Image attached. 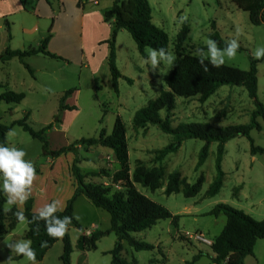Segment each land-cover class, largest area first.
I'll list each match as a JSON object with an SVG mask.
<instances>
[{"label": "rangeland", "instance_id": "rangeland-1", "mask_svg": "<svg viewBox=\"0 0 264 264\" xmlns=\"http://www.w3.org/2000/svg\"><path fill=\"white\" fill-rule=\"evenodd\" d=\"M147 1L153 24L169 37L168 52L174 57L173 64L162 62L153 70L150 64L144 62L151 49L145 48L146 58L143 57L129 34L120 30L116 36V67L132 82L129 84L124 78L118 79L115 92L106 61L109 47L103 42L111 40L113 27L102 20L104 11L111 7L113 0H0V51L6 48L20 51L37 49L50 30L46 50L60 57L53 59L38 54L26 58L33 76L17 58L4 63L0 61V94L12 90L24 95L17 105L0 102V124L9 126L28 113L27 124L34 131L51 125L44 130L43 136L48 150L57 151L80 139L97 138L101 129L109 134L116 117H119L126 127L131 175L138 162L142 170L153 175L163 169L159 189L150 191L135 184L136 189L179 216L177 228L169 220H161L148 230L131 234L137 241L155 247L159 245L164 257H161V249L157 252L156 248L134 252L127 242H124L123 257L128 261L134 259L136 264H150L151 260L153 264H184L200 252L203 257L195 264H212L210 247L191 238L192 234L200 233L212 241L221 232L225 216L215 218L208 215L219 203L237 205L241 199L247 213L240 211L257 221L264 219L263 156L250 154V142L246 137L238 136L228 141L221 162L223 185L215 197L209 198L206 192L216 177L217 143L207 146L206 159L197 167L201 149L206 145L204 141L184 140L177 151L163 156L160 152L173 142L174 137L163 133L156 125H149L146 130L136 129L132 126V119L138 110L166 90L163 80L176 62L174 45L184 22L189 26V35L182 53L202 57L199 50L207 51L206 41L212 31L211 23L215 22L221 38L227 43L236 39L242 49L237 50L232 59L225 57L224 64L243 71L249 70V58L255 59L256 49L264 47V24L252 25L248 14L239 10L232 0ZM60 3L63 4L61 12ZM3 17H7L11 31H7ZM256 70L257 99L264 106V57L257 63ZM69 90L74 92L66 97L65 105L75 110L59 111V101ZM254 110V103L243 87L222 86L204 103H200L198 98L175 97L171 124L174 127L182 124L209 125L215 129L248 125ZM160 116L164 119L165 112L161 111ZM257 121L261 130H252L250 137L255 146L264 148V120L259 117ZM6 141L9 147L23 149L27 154L25 159L36 168L30 196L35 199V211L53 201L58 202L57 211H61L70 199L67 197L72 189L70 167L74 155L68 152L56 159L44 155L42 143L18 126L11 128ZM77 151L80 159L78 167L87 175V183L120 189L111 183L118 167L110 150L99 146H79ZM253 157H256L254 161ZM173 172L179 173L183 180L181 189L185 185L200 184L199 192L190 198L184 197L182 191L167 196L164 189L169 174ZM241 183L245 184L244 187ZM236 188L239 189L237 194ZM15 206L23 209V205ZM73 217L81 229L72 226L67 231L73 247L70 264H111L108 251L115 244L114 234L101 238L93 251L84 252L77 246L81 232L95 230L93 226L100 230L109 227L108 213L94 207L83 197L73 205ZM25 230L26 223H18L5 237L9 231L6 232L5 238L0 241V264H29L7 246L25 240ZM53 246L37 264H62L61 243ZM256 256L259 257L258 251ZM15 257L18 258L12 259ZM260 258V264H264V249ZM254 260L248 257L245 264H255Z\"/></svg>", "mask_w": 264, "mask_h": 264}, {"label": "trees", "instance_id": "trees-1", "mask_svg": "<svg viewBox=\"0 0 264 264\" xmlns=\"http://www.w3.org/2000/svg\"><path fill=\"white\" fill-rule=\"evenodd\" d=\"M233 4L241 11L248 14L249 22L258 26L264 24V0H232ZM105 23H111L113 30L111 40L107 41L109 54L107 65L111 77V84L114 91H117V81L124 78L127 83L132 81L122 77L116 67L115 38L120 30H125L135 42L140 54L145 57L144 49L164 48L168 52L169 37L161 28L152 22L151 7L147 0H113L109 9L103 13ZM7 30L9 27L6 25ZM212 31L208 38L217 42V47L223 49L228 43L225 42L219 32L216 30L215 22L211 23ZM50 30L37 49H28L24 51L6 49L0 55L1 62H8L17 58L33 76V70L23 61L27 57L41 54L53 59L60 57L50 54L46 46L50 39ZM189 35V26L183 23L176 37L174 53L177 56L174 67L163 82L166 90L160 95L148 102L146 106L138 110L132 119V126L136 129L146 130L149 125H156L165 134L172 135L174 140L160 153L165 156L167 153L175 152L179 149L182 141L187 139H198L204 141L206 145L201 149L197 167H200L206 159L207 146L210 143H217L215 170L216 177L210 184L206 196L215 197L222 188L224 173L221 170V162L224 155L225 144L238 137H246L250 142V154L252 156L261 155L264 158V148L255 146L250 132L252 130L260 131L261 125L257 119L261 117L264 120V106L257 99V70L256 65L260 59H250V68L247 71L240 70L223 64L220 67H213L208 59H204V64L208 66L205 72L199 63L202 57L182 53L183 46ZM242 50L240 47L238 51ZM146 58V57H145ZM222 86L243 87L248 97L253 101L255 110L251 115L248 125L230 126L223 129H215L209 125L200 124H182L172 126L171 116L175 108V97L185 99L198 98L200 103L207 101L209 97L216 93ZM74 90L64 93L59 101V111L75 110V108L65 105V99L71 95ZM24 99L22 93L6 90L0 94V102L6 104H19ZM165 112V118L162 119L160 112ZM29 114L26 113L22 119L14 121L11 125L0 124V144L7 146L6 135L13 126L22 128L33 139L42 143L43 153L46 156L56 159L59 156L71 152L74 155L70 167V174L73 178L74 192L67 200L62 211H57L59 218L65 216L72 217L71 224L80 229V225L73 217V205L79 196H84L96 207L109 214L110 228L108 231H95L89 235H81L77 240V246L81 251H93L97 248V242L109 233H114L117 240L113 249L108 252L111 256V264H136L135 260L128 261L123 257L122 242L128 243L134 252L153 251L155 247L149 243L137 241L132 237V233H138L150 229L161 220H170L171 224L176 226L178 216H173L165 207L153 202L135 187L140 184L142 187L155 191L160 188V181L163 177V169L160 168L156 174L147 170H142L140 163L134 172L130 173L128 163V145L126 136V127L119 117H116L113 128L109 134L105 129H101L97 138L80 139L73 144L62 147L57 151H49L48 144L43 136L44 130L51 128V125L41 131H34L28 124ZM58 120V119H57ZM99 146L110 150L115 156L118 170L111 177V183L120 189H113L104 184L87 183V175L78 167L80 162L77 147ZM183 180L180 174L173 172L169 174L164 193L169 196L181 192ZM201 186L185 185L182 188L184 197L195 196ZM33 199L29 198L23 205V213L28 221L37 213L32 212ZM6 196L0 192V241L6 232L11 231L19 223L14 213L20 211L15 205L11 212L4 211ZM208 215L218 217L224 215L225 225L218 236L212 240L210 246L211 254L209 259L213 264H244V259L253 255V249L258 240L264 239V219L257 221L242 211L236 210L226 204H217ZM37 223L39 230L37 231ZM25 240L31 241V247L36 253V261H42L46 253L52 246L62 241L63 250L60 256L62 264H70V257L73 247L70 238L66 232L63 238H51L47 235L44 222L26 223ZM69 229V226H68ZM46 242V243H45ZM42 244L44 246H42ZM203 257L202 253L196 254L190 262L184 264H195ZM150 264H153L152 260Z\"/></svg>", "mask_w": 264, "mask_h": 264}, {"label": "clouds", "instance_id": "clouds-1", "mask_svg": "<svg viewBox=\"0 0 264 264\" xmlns=\"http://www.w3.org/2000/svg\"><path fill=\"white\" fill-rule=\"evenodd\" d=\"M207 51L200 49L202 57H206L213 67H220L225 63V57L232 59L236 56L239 48V43L236 39H232L223 48L217 47V42L212 39L206 41ZM264 57V47L257 48L254 53L255 59ZM174 57L164 48L158 50L153 49L149 56L144 61L150 64L153 70L165 62L168 65L173 64ZM205 72L208 71V66L204 64V59H200ZM26 152L23 149L9 147L0 144V192L6 196L5 212H11L13 205H23L31 196V188L36 178V168L30 160H26ZM58 202L46 204L40 208L37 215L28 221L22 211H16L14 216L21 223L44 222L46 233L51 238H63L68 231V226L72 222V217L65 216L62 219L56 215ZM37 231L39 224L37 223ZM46 243V242H45ZM7 246L17 256L24 257L29 264H37L36 253L31 247L30 240H21L7 244ZM42 246H44L42 244Z\"/></svg>", "mask_w": 264, "mask_h": 264}, {"label": "crops", "instance_id": "crops-1", "mask_svg": "<svg viewBox=\"0 0 264 264\" xmlns=\"http://www.w3.org/2000/svg\"><path fill=\"white\" fill-rule=\"evenodd\" d=\"M20 3L18 2V5H19ZM61 4V3H60ZM61 6H62V8L61 9H59L60 11L59 12H61V11H63V4H61ZM22 9L25 11V5L23 4L22 5ZM3 20H4V24L5 25H7L8 27H9V31H11V27H10V23L8 22V20H7V17H3L2 18ZM102 20H103V22H104V18L102 17ZM105 23V22H104ZM110 26H111V23H110ZM6 29H7V27H6ZM8 31V30H7ZM119 32V31H118ZM117 36V35H116ZM130 36V35H129ZM10 37V36H9ZM117 38V37H116ZM116 38H115V44H114V46H116ZM104 43H106L105 41H103ZM100 44H102V43H100ZM6 49H9V48H6ZM5 49V50H6ZM5 50L4 51H0V55H2L4 52H5ZM11 50V49H10ZM115 53H116V50H115ZM108 54H109V51H108ZM107 57H108V55H107ZM107 57H106V61H107ZM27 58H29V57H27ZM26 59V58H25ZM25 59H24V63L26 64V62H25ZM120 74H121V76L122 77H125V75H123V73H121V72H119ZM10 91H12V90H10ZM225 146H226V144H225ZM224 146V147H225ZM113 154V153H112ZM114 156V155H113ZM114 161H115V156H114ZM256 159V157H253V161ZM250 170L252 171L253 169H252V167L250 168ZM71 177V176H70ZM241 185L244 187V183H241ZM71 186H72V189L69 191V196L67 197V198H70L71 196H72V194H73V192H74V183H73V180L71 179ZM238 188H236V190H235V194H237L236 192H238ZM181 191H182V189H181ZM239 194H240V191H239ZM84 196H79L77 199H76V201L78 200V199H81V198H83ZM86 198V197H85ZM87 199V198H86ZM88 200V199H87ZM76 201H75V203H76ZM90 203H91V201L90 200H88ZM67 202V201H66ZM75 203H74V205H75ZM225 203H228V202H225ZM66 204V203H65ZM92 204V203H91ZM219 204H221V203H219ZM222 204H224V203H222ZM229 204V206L230 207H232V208H237V209H239V211L240 210H242L243 212H246L247 213V211H245V209H244V207L241 205V199H240V203H238L237 205H235V204H233V203H228ZM24 205V204H23ZM34 205H35V199H33V203H32V212L33 213H38L37 211H35V209H34ZM93 205V204H92ZM227 205V204H226ZM94 206V205H93ZM65 207V206H64ZM95 207V206H94ZM64 209V208H63ZM62 209V210H63ZM236 209V210H237ZM19 210V209H18ZM61 210V211H62ZM20 211H23V209H20ZM107 213V212H106ZM172 214V213H171ZM109 215V214H108ZM173 216H178V215H175V214H172ZM179 217V216H178ZM77 221V220H76ZM170 221V220H169ZM178 221H179V218H178V220H177V223H176V228H177V226H178ZM170 223H171V221H170ZM73 225L72 224H70L69 225V228L70 227H72ZM74 227V226H73ZM81 227V226H80ZM27 228V227H26ZM93 228L95 229V230H92V231H86L85 233H80L79 234V237L81 236V235H89L90 233H92V232H95V231H108L109 230V228H110V219H109V227L107 228V229H105V230H100V229H98V227L97 226H93ZM15 229V228H14ZM13 229V230H14ZM81 229V228H80ZM13 230H11V231H9L6 235H5V237L6 236H9L10 234H11V232L13 231ZM26 231V230H25ZM25 231H24V233H23V238H24V235H25ZM178 232H180L179 230H178ZM181 233H183V232H181ZM185 233H187V234H190V233H188V232H185ZM111 234H114V233H109V234H107V235H105V236H110ZM115 235V234H114ZM219 235V234H218ZM217 235V236H218ZM5 237H3V238H5ZM78 237V238H79ZM115 237V242H116V240H117V237H116V235L114 236ZM78 238H77V240H78ZM215 238V237H214ZM3 240V239H2ZM124 242L125 241H123L122 242V246L124 247ZM58 243H61V249L63 250V244H62V241L60 240V241H58V242H56L55 244H54V246L55 245H58ZM53 246V247H54ZM154 246V245H153ZM155 247V246H154ZM156 249H157V252H158V249H161V247L159 246V245H157V247H155ZM263 249H264V239H262V240H258L257 242H256V244H255V246H254V249H253V255L252 256H248V257H253V258H255V264H260V261H261V258H260V256H261V254H262V252H263ZM111 251V250H110ZM257 251H258V254H259V257L257 258V256H256V253H257ZM109 252V251H108ZM161 252H162V255H161V257H164V253H163V251H162V249H161ZM248 257H246L245 259H244V264L246 263V259L248 258ZM16 258H18V257H15V258H12V259H16ZM200 261V260H199ZM198 262V261H197ZM213 264V263H212Z\"/></svg>", "mask_w": 264, "mask_h": 264}, {"label": "built area", "instance_id": "built-area-1", "mask_svg": "<svg viewBox=\"0 0 264 264\" xmlns=\"http://www.w3.org/2000/svg\"><path fill=\"white\" fill-rule=\"evenodd\" d=\"M191 238H193V239H195V240H197V241H199V242H201V243H203V244H205V245H207V246H209V247L212 245V241L206 239V238H205L202 234H200V233L192 234V237H191Z\"/></svg>", "mask_w": 264, "mask_h": 264}]
</instances>
